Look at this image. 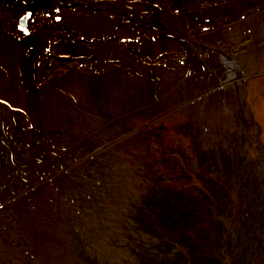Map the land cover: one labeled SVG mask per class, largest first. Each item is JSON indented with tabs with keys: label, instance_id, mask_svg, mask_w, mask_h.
Wrapping results in <instances>:
<instances>
[{
	"label": "rangeland",
	"instance_id": "rangeland-1",
	"mask_svg": "<svg viewBox=\"0 0 264 264\" xmlns=\"http://www.w3.org/2000/svg\"><path fill=\"white\" fill-rule=\"evenodd\" d=\"M0 264H264V0H0Z\"/></svg>",
	"mask_w": 264,
	"mask_h": 264
},
{
	"label": "bare ground",
	"instance_id": "bare-ground-1",
	"mask_svg": "<svg viewBox=\"0 0 264 264\" xmlns=\"http://www.w3.org/2000/svg\"><path fill=\"white\" fill-rule=\"evenodd\" d=\"M172 38H173V36H172ZM173 39H174V38H173ZM174 40H176V39H174ZM228 74H229V73H228ZM230 76H231V75H229V77H230ZM229 77H228V78H229Z\"/></svg>",
	"mask_w": 264,
	"mask_h": 264
},
{
	"label": "trees",
	"instance_id": "trees-1",
	"mask_svg": "<svg viewBox=\"0 0 264 264\" xmlns=\"http://www.w3.org/2000/svg\"><path fill=\"white\" fill-rule=\"evenodd\" d=\"M210 232H211V231L209 230V234H210Z\"/></svg>",
	"mask_w": 264,
	"mask_h": 264
}]
</instances>
